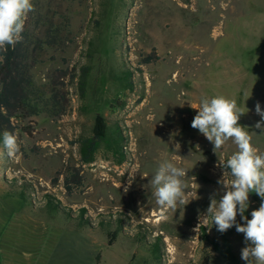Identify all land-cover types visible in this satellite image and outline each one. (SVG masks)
<instances>
[{
  "label": "rangeland",
  "instance_id": "1",
  "mask_svg": "<svg viewBox=\"0 0 264 264\" xmlns=\"http://www.w3.org/2000/svg\"><path fill=\"white\" fill-rule=\"evenodd\" d=\"M31 3L22 39L33 110L14 118L18 153L0 141V264H246L244 235L204 215L223 193L218 163L237 146L215 153L191 122L202 98L234 99L264 152V0ZM98 117L107 139L84 163L80 142ZM165 161L188 172L176 212L150 183ZM249 199L251 219L261 199Z\"/></svg>",
  "mask_w": 264,
  "mask_h": 264
},
{
  "label": "clouds",
  "instance_id": "2",
  "mask_svg": "<svg viewBox=\"0 0 264 264\" xmlns=\"http://www.w3.org/2000/svg\"><path fill=\"white\" fill-rule=\"evenodd\" d=\"M33 11L35 8L31 0H0V51L6 52L8 46L14 48L22 40L27 16ZM193 109L197 110V114L191 127L214 145L215 153L229 140L238 149L225 163H218L223 170L222 178L229 176L231 179L221 178L218 181L223 193L219 199L215 195L210 196L205 219L210 216L212 225L221 233L235 227L238 233L244 235L245 246L241 249V259L246 264H264V152L253 145L252 136L245 130L246 127L238 123L248 110L245 112L234 99L224 96L202 98L199 106ZM255 111L261 117L255 128L264 134V111L259 102L255 105ZM3 150L9 157L20 151L16 134L3 132ZM187 173L172 161L162 162L158 166L150 183L160 207L176 212L179 205L187 204L183 180ZM133 178L130 175V180ZM251 193L260 197L261 204L258 209L251 211L249 219L245 213L250 206ZM238 215L243 223L237 221Z\"/></svg>",
  "mask_w": 264,
  "mask_h": 264
},
{
  "label": "trees",
  "instance_id": "3",
  "mask_svg": "<svg viewBox=\"0 0 264 264\" xmlns=\"http://www.w3.org/2000/svg\"><path fill=\"white\" fill-rule=\"evenodd\" d=\"M23 31L22 37H25ZM26 48L24 40L18 42L15 47L8 46L6 52L0 51V141L3 140V132L9 131L15 133L17 127L14 123V118L17 119L18 112L32 111L33 106L29 96L31 85L30 70L33 64H28L26 56ZM152 57H148L146 62H152ZM63 72V71H59ZM90 70L87 67L82 68L80 75V85L84 89L87 83ZM32 113V112H31ZM34 113V112H33ZM30 115V113H28ZM107 139V125L102 117H98L93 135L90 138L82 139L80 142V153L84 163H92L94 155L99 149V145ZM76 175L66 177L65 183L67 189L71 192L73 187L71 183L76 182ZM250 195L257 197L255 193ZM50 206L54 210H59V207L50 201ZM226 248L228 247L225 241ZM220 250V248H218Z\"/></svg>",
  "mask_w": 264,
  "mask_h": 264
},
{
  "label": "bare ground",
  "instance_id": "4",
  "mask_svg": "<svg viewBox=\"0 0 264 264\" xmlns=\"http://www.w3.org/2000/svg\"><path fill=\"white\" fill-rule=\"evenodd\" d=\"M179 37V36H178ZM162 212V211H161ZM161 219V218H160Z\"/></svg>",
  "mask_w": 264,
  "mask_h": 264
}]
</instances>
